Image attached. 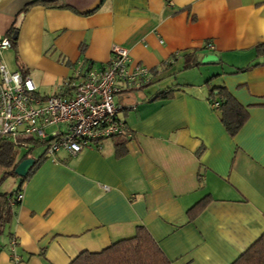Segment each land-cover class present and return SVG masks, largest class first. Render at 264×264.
<instances>
[{"label":"crops","instance_id":"crops-1","mask_svg":"<svg viewBox=\"0 0 264 264\" xmlns=\"http://www.w3.org/2000/svg\"><path fill=\"white\" fill-rule=\"evenodd\" d=\"M32 1L0 0V35L18 28L0 62L18 71L17 56L40 95L107 64L115 45L150 70L181 66L170 100L154 101L165 90L155 88L116 97L131 137L40 164L18 191L0 264H70L138 226L172 264H232L264 234V56L256 51L264 0H62L68 9L34 6L19 16ZM186 62L197 65L185 70ZM215 87L248 111L234 138L207 102ZM206 196L188 223L187 210Z\"/></svg>","mask_w":264,"mask_h":264},{"label":"built area","instance_id":"built-area-1","mask_svg":"<svg viewBox=\"0 0 264 264\" xmlns=\"http://www.w3.org/2000/svg\"><path fill=\"white\" fill-rule=\"evenodd\" d=\"M10 48L9 38L0 35V53ZM153 79L152 70L133 63L128 50L116 45L111 48L107 64L91 65L77 78L64 81L44 95L37 92L29 76L9 71L0 62V146L7 142L33 150L41 144L42 156L56 162L60 151L76 156L85 149H99L105 140L131 137L129 128L118 117L121 108L115 99L146 88ZM22 198L23 193L18 192L8 198V203L14 207ZM14 245L12 240V257L18 262Z\"/></svg>","mask_w":264,"mask_h":264},{"label":"trees","instance_id":"trees-1","mask_svg":"<svg viewBox=\"0 0 264 264\" xmlns=\"http://www.w3.org/2000/svg\"><path fill=\"white\" fill-rule=\"evenodd\" d=\"M168 2L169 0H164ZM34 6H43L51 9H68L62 0L42 1L35 0L27 4L21 11L19 16H24L28 10ZM18 31L17 27H13L8 33V38L11 42V48L16 47V38H13L14 33ZM15 50V49H14ZM83 49H81L82 51ZM257 53L264 56V44L256 49ZM18 65V72L23 76L27 74L23 71L19 63L18 57L15 58ZM167 64V63H166ZM166 64L162 65V73L165 71ZM197 62L185 63L184 69L188 70L195 67ZM153 75H157L155 70H152ZM153 82V81H152ZM151 85V84H150ZM173 90L167 89L158 93L153 100L167 101L173 98ZM207 102L217 112L220 122L230 138H234L242 127L246 124L249 118L248 111L241 106L227 91L225 87H215L209 91ZM212 108V107H211ZM126 153L122 144L116 145V156L121 157ZM25 159L22 158L16 162L13 145L4 142L0 146V166L11 168V171L5 176H17L14 171L19 163ZM45 160L43 156L34 161V164L28 170L27 174L20 180L18 190L12 193L0 192V236L4 233L6 227L12 221V207L8 203V198L13 197L18 191H21L22 186L31 178L40 164ZM4 176V177H5ZM4 179V178H3ZM2 179V180H3ZM2 182V181H1ZM210 197L206 196L198 201L195 205L189 208L186 212L187 222H193L206 208L210 202ZM70 264H172L164 255L156 241L143 226L136 228L135 234L131 238L119 240L111 244L106 249L92 253L84 251L75 257ZM232 264H264V234L259 237L242 255H240Z\"/></svg>","mask_w":264,"mask_h":264},{"label":"rangeland","instance_id":"rangeland-1","mask_svg":"<svg viewBox=\"0 0 264 264\" xmlns=\"http://www.w3.org/2000/svg\"><path fill=\"white\" fill-rule=\"evenodd\" d=\"M10 55H11L10 52L6 53V63L9 67V69L12 67ZM180 66H181V64H179L177 67H175L173 69V71H171V72H167V73L165 72L164 74L162 73V74L155 75L151 85L147 86L146 88L139 90V91L124 93V94L125 95L126 94L136 95V94H140L141 92L148 93V92L152 91L154 88L160 89V90L169 89L172 87V85L175 84V78L179 74L178 71H180ZM195 72H196V70H193V73H195ZM191 73H192V71H191ZM113 140L115 142L121 141L122 137H117ZM13 150L15 152L16 162L20 161L24 156L26 158H31V159L36 160L38 157L41 156V154L44 150V145L36 144L35 148L33 150H27L24 147H13ZM10 171H11V168H5L3 166H0V192H2V193H9V192L13 191L15 189V187L17 186L16 183H19V181L21 179L19 176H5V174L9 173Z\"/></svg>","mask_w":264,"mask_h":264},{"label":"water","instance_id":"water-1","mask_svg":"<svg viewBox=\"0 0 264 264\" xmlns=\"http://www.w3.org/2000/svg\"><path fill=\"white\" fill-rule=\"evenodd\" d=\"M16 36H17V33L15 32L13 38H16ZM34 161H35L34 159L25 157V159H23L19 163V165L16 167V169L14 171L15 175L19 176L20 178L24 177L27 174L30 167L33 166Z\"/></svg>","mask_w":264,"mask_h":264}]
</instances>
